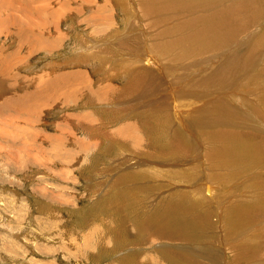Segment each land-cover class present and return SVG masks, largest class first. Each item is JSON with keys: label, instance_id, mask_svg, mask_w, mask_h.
<instances>
[{"label": "rangeland", "instance_id": "374dc122", "mask_svg": "<svg viewBox=\"0 0 264 264\" xmlns=\"http://www.w3.org/2000/svg\"><path fill=\"white\" fill-rule=\"evenodd\" d=\"M44 1L49 50L0 6V264H264V0Z\"/></svg>", "mask_w": 264, "mask_h": 264}, {"label": "crops", "instance_id": "0c3cea01", "mask_svg": "<svg viewBox=\"0 0 264 264\" xmlns=\"http://www.w3.org/2000/svg\"><path fill=\"white\" fill-rule=\"evenodd\" d=\"M13 1L14 0H1V3L3 2L4 4H6L7 6H9L10 7V9H19V6H18V3L16 2V5L13 3ZM11 2H12V5L10 6V4H11ZM20 2H21V4L22 5H25V8H27V9H29L30 7H28L27 5H30L29 3L30 2H32L33 3V5L35 6V11H38V13H40V16H41V19L39 18V20H41V24L40 25H38V28H39V30L40 31H44V34L43 35H47L48 36V38H45V43H46V45L47 46H44V41H40L39 43L41 44L40 45V47L41 46H44L45 48L47 47V49L49 50V48L50 47H48V46H50V43H49V31H50V29H49V31H48V29H46V30H43V27L45 26V25H49L50 24V18L48 17V16H44V14L39 10V8H43V6H41L40 4H43V3H45V1L44 0H20ZM39 2V5L37 4ZM0 3V6H2L3 5V3L1 4ZM47 4H49V2L47 1ZM15 5V6H14ZM49 8V6L48 7H45V8H43V9H45V10H49L48 9ZM39 17V16H38ZM4 24V23H3ZM40 47H37L38 48V50L36 51V52H34V50L33 49H30V47H21L20 48V50H19V53L20 54H24L25 56H27V57H29V59H31V57H33L34 56V54L35 53H37V56H40V54H39V52H43V50L41 51L40 49ZM18 53V52H17ZM42 55H43V53H41ZM41 55V56H42ZM48 55V53L46 52V56ZM0 59H1V57H0ZM5 60V59H4ZM3 60V61H4ZM30 61V60H29ZM26 63H28V62H26Z\"/></svg>", "mask_w": 264, "mask_h": 264}, {"label": "bare ground", "instance_id": "6f19581e", "mask_svg": "<svg viewBox=\"0 0 264 264\" xmlns=\"http://www.w3.org/2000/svg\"><path fill=\"white\" fill-rule=\"evenodd\" d=\"M162 4H163V3H162ZM183 5H184V4H183ZM177 6H178V5H177ZM179 6H182V5H179ZM183 7H184V6H182V8H183ZM233 7H234V6H233ZM226 10H227V9H226ZM226 10H225V11H226ZM231 10H232V9H231ZM222 11H223V10H222ZM227 12H228V11H227ZM226 14H227V13H226ZM222 16H223V15H222ZM217 18H218V17H217ZM230 18H231V17H230ZM230 18H229V19H230ZM238 18H239V17H238ZM238 18H237V19H238ZM232 19H233V17H232ZM206 20L208 21V19H206ZM206 20H205V21H206ZM224 21H225V20H224ZM224 21L217 22V27L215 26L214 29L212 28V27H213V25H212V27L210 28V31L208 32V34H207L206 36H207V37L210 36V34L214 32V30H216V31L219 32V30H220L223 26H224L225 28L223 27L222 29H226V28H227V27H226V21H225V22H224ZM228 22H229V21H228ZM188 23H189V22H188ZM193 23H194V22H193ZM203 23H204V22H203ZM208 23H209V21H208ZM231 23H232V22H231ZM154 25H155V24H154ZM229 25H231V24H229ZM235 25H236V24H235ZM238 25H239V24H238ZM238 25H236V27H237ZM245 25H246V24H245ZM204 26H205V25H204ZM207 26H209V25H207ZM227 26H228V25H227ZM154 27H155V26H154ZM228 27L230 28V31H231V27H230V26H228ZM234 27H235V26H234ZM206 28H207V27H206ZM158 30H159V29H158ZM232 30H233V28H232ZM200 31H201V29H200ZM230 31H229V32H230ZM197 32H198V31H197ZM201 32H202V31H201ZM231 32H232V31H231ZM203 33H204V32H203ZM203 33H202V34H203ZM214 33H216V32H214ZM221 33H222V32H221ZM232 33H233V32H232ZM232 33H230V34H232ZM196 34H197V33H196ZM219 34H220V33H219ZM203 35H204V34H203ZM213 35H214V34H213ZM223 35H224V34H223ZM231 36H232V35H231ZM212 38H213V37H212ZM210 39H211V38H210ZM150 49H151V48H150ZM35 102H36V101H34V104H35ZM148 115H149V114H148ZM21 116H22V115H21ZM29 120H30V119H29ZM120 135H121V134H120ZM118 140H119V139H118ZM144 170H145V169H144ZM101 171H102V170H101ZM135 227H136V226H135ZM63 231H64V230H63Z\"/></svg>", "mask_w": 264, "mask_h": 264}]
</instances>
